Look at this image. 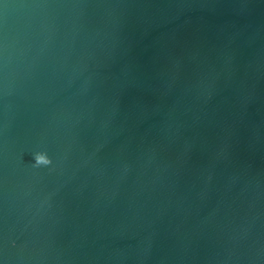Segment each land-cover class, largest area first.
Returning a JSON list of instances; mask_svg holds the SVG:
<instances>
[{"label": "water", "instance_id": "obj_1", "mask_svg": "<svg viewBox=\"0 0 264 264\" xmlns=\"http://www.w3.org/2000/svg\"><path fill=\"white\" fill-rule=\"evenodd\" d=\"M0 264H264V0H0Z\"/></svg>", "mask_w": 264, "mask_h": 264}, {"label": "clouds", "instance_id": "obj_2", "mask_svg": "<svg viewBox=\"0 0 264 264\" xmlns=\"http://www.w3.org/2000/svg\"><path fill=\"white\" fill-rule=\"evenodd\" d=\"M33 159H34V164L37 166L47 165L51 162L50 158L44 152L35 153Z\"/></svg>", "mask_w": 264, "mask_h": 264}]
</instances>
